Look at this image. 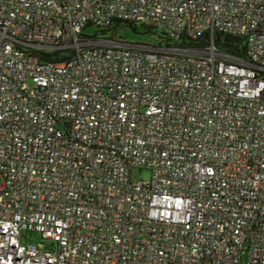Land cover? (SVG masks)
<instances>
[{"label": "built area", "instance_id": "2783aa9c", "mask_svg": "<svg viewBox=\"0 0 264 264\" xmlns=\"http://www.w3.org/2000/svg\"><path fill=\"white\" fill-rule=\"evenodd\" d=\"M0 264H264V0H0Z\"/></svg>", "mask_w": 264, "mask_h": 264}, {"label": "trees", "instance_id": "16d2710c", "mask_svg": "<svg viewBox=\"0 0 264 264\" xmlns=\"http://www.w3.org/2000/svg\"><path fill=\"white\" fill-rule=\"evenodd\" d=\"M137 26H140V25H135V24L129 23V22H116L114 25H112L109 28L97 29L96 34L101 35V36L110 35L108 37L117 38L116 32L119 29L126 28V27L136 29ZM142 27H144L146 29V32H150L151 30H153L152 28H148L145 26H142ZM158 34H159V37L161 38V40H164V38L160 35V33H158ZM119 39H123V38L120 37ZM123 40H125V39H123ZM217 43L226 52H229V53H231L237 57H241V58L246 57L245 47L243 46V39L235 38V37H231V36H221V37L218 36L217 37ZM71 55H72L71 51H57V52L51 53L50 55H45V56L53 57L55 61L63 62L66 59H68Z\"/></svg>", "mask_w": 264, "mask_h": 264}, {"label": "rangeland", "instance_id": "374dc122", "mask_svg": "<svg viewBox=\"0 0 264 264\" xmlns=\"http://www.w3.org/2000/svg\"><path fill=\"white\" fill-rule=\"evenodd\" d=\"M97 32V27L88 26L84 30L86 35H95ZM110 36V35H108ZM112 36V35H111ZM116 36L119 39L120 37L125 39L128 42H143L148 44H162L163 41L159 37L158 32L151 30L146 32V29L142 26H137L136 29L130 27L121 28L116 32ZM150 171L147 169H133L131 171L130 180L132 183H136L139 180L147 181L150 178ZM37 235H34L32 242L37 241Z\"/></svg>", "mask_w": 264, "mask_h": 264}]
</instances>
